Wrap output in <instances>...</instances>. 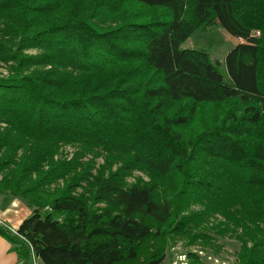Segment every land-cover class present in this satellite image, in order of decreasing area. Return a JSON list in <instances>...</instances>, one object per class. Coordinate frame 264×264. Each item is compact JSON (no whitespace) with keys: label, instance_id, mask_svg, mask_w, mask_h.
Here are the masks:
<instances>
[{"label":"trees","instance_id":"16d2710c","mask_svg":"<svg viewBox=\"0 0 264 264\" xmlns=\"http://www.w3.org/2000/svg\"><path fill=\"white\" fill-rule=\"evenodd\" d=\"M215 28L229 82L181 49ZM0 61L18 264H162L177 236L264 264V0H0Z\"/></svg>","mask_w":264,"mask_h":264},{"label":"rangeland","instance_id":"374dc122","mask_svg":"<svg viewBox=\"0 0 264 264\" xmlns=\"http://www.w3.org/2000/svg\"><path fill=\"white\" fill-rule=\"evenodd\" d=\"M238 43H240V41L231 37L226 31L215 28L206 32L195 33L187 42L182 45L181 49L207 53L210 56L212 62L219 68L220 72L224 76L225 81L229 82L224 62L228 53ZM24 53L28 55L35 54V52L31 51ZM13 65L14 64L12 63L7 64L3 61H0V77H7L10 74V67ZM63 153L64 156L71 157L73 150L67 147L64 148ZM135 176L141 177L142 175L136 174ZM1 197L12 198L10 196L4 197L0 195V199ZM28 209H30V213L29 211L26 215L25 213H18L19 215H16V217L12 218L14 222H19L18 224L21 225L25 219L32 215L33 209ZM8 212L9 209L6 213ZM10 215L12 217V214ZM2 218H6L5 220L9 221V224H11L12 219L9 220V216ZM1 227L10 229L8 226ZM10 230L15 233V231L12 229ZM193 242L194 241H191L189 238L178 236L173 237L170 248L166 254V261H164L162 264H238L237 253L240 248V243L230 236H226L223 239H218L210 246H205L200 241H195V243ZM189 254H191L193 257H189ZM31 264L43 263L38 260L35 263V260H33Z\"/></svg>","mask_w":264,"mask_h":264},{"label":"crops","instance_id":"0c3cea01","mask_svg":"<svg viewBox=\"0 0 264 264\" xmlns=\"http://www.w3.org/2000/svg\"><path fill=\"white\" fill-rule=\"evenodd\" d=\"M5 197V196H4ZM28 206V207H27ZM31 208L27 202L23 200L13 199L9 197H5L0 199V218L2 217H10L9 220L16 217V215H19L18 213H25L29 211ZM9 209V212L7 210ZM12 214V217L11 215ZM3 219V220H2ZM0 219V226H8L13 231H16L20 224L19 222H14L12 219L11 224H9V221L5 220L4 218ZM15 225V226H13ZM37 260H35L36 263ZM39 261V260H38ZM166 261V260H165ZM0 264H18V256L17 254L12 251L11 244L3 237L0 236Z\"/></svg>","mask_w":264,"mask_h":264},{"label":"built area","instance_id":"2783aa9c","mask_svg":"<svg viewBox=\"0 0 264 264\" xmlns=\"http://www.w3.org/2000/svg\"><path fill=\"white\" fill-rule=\"evenodd\" d=\"M258 35V34H257Z\"/></svg>","mask_w":264,"mask_h":264}]
</instances>
